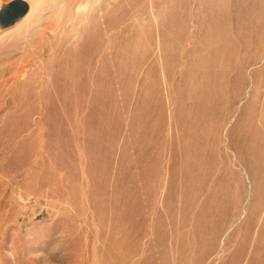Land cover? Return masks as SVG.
I'll return each instance as SVG.
<instances>
[{
    "label": "rangeland",
    "instance_id": "rangeland-1",
    "mask_svg": "<svg viewBox=\"0 0 264 264\" xmlns=\"http://www.w3.org/2000/svg\"><path fill=\"white\" fill-rule=\"evenodd\" d=\"M15 1L0 264H264V0Z\"/></svg>",
    "mask_w": 264,
    "mask_h": 264
},
{
    "label": "bare ground",
    "instance_id": "bare-ground-1",
    "mask_svg": "<svg viewBox=\"0 0 264 264\" xmlns=\"http://www.w3.org/2000/svg\"><path fill=\"white\" fill-rule=\"evenodd\" d=\"M223 32L226 27V19L224 18V23L222 24ZM213 56L215 58V61L218 63L222 62L221 53L219 51H215L213 53ZM252 137V136H251ZM256 138V137H255ZM250 149V157L252 159V162H255L256 160L264 161V141L261 139L259 140H252L249 144ZM263 264V263H262Z\"/></svg>",
    "mask_w": 264,
    "mask_h": 264
},
{
    "label": "water",
    "instance_id": "water-1",
    "mask_svg": "<svg viewBox=\"0 0 264 264\" xmlns=\"http://www.w3.org/2000/svg\"><path fill=\"white\" fill-rule=\"evenodd\" d=\"M9 10L16 15V18H21L27 9V4L22 0H16L9 7ZM25 9V10H24Z\"/></svg>",
    "mask_w": 264,
    "mask_h": 264
}]
</instances>
